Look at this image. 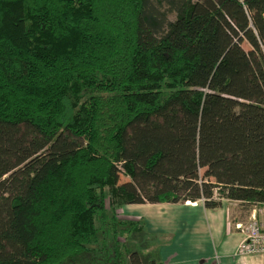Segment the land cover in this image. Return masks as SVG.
<instances>
[{
	"label": "trees",
	"instance_id": "16d2710c",
	"mask_svg": "<svg viewBox=\"0 0 264 264\" xmlns=\"http://www.w3.org/2000/svg\"><path fill=\"white\" fill-rule=\"evenodd\" d=\"M188 201L264 205V0H0V264H158L117 211Z\"/></svg>",
	"mask_w": 264,
	"mask_h": 264
},
{
	"label": "crops",
	"instance_id": "0c3cea01",
	"mask_svg": "<svg viewBox=\"0 0 264 264\" xmlns=\"http://www.w3.org/2000/svg\"><path fill=\"white\" fill-rule=\"evenodd\" d=\"M231 204L237 205L223 201L221 207L207 209L201 201H188L132 204L122 209L130 216L127 219L145 225L158 264H264L261 254L239 253L244 234L235 228L240 222H230Z\"/></svg>",
	"mask_w": 264,
	"mask_h": 264
},
{
	"label": "built area",
	"instance_id": "2783aa9c",
	"mask_svg": "<svg viewBox=\"0 0 264 264\" xmlns=\"http://www.w3.org/2000/svg\"><path fill=\"white\" fill-rule=\"evenodd\" d=\"M256 209L259 211L257 212ZM252 211L251 219L243 229L241 224L235 225L244 234L238 251L242 255L261 254L264 257V205L255 207ZM259 215L260 219H258Z\"/></svg>",
	"mask_w": 264,
	"mask_h": 264
},
{
	"label": "rangeland",
	"instance_id": "374dc122",
	"mask_svg": "<svg viewBox=\"0 0 264 264\" xmlns=\"http://www.w3.org/2000/svg\"><path fill=\"white\" fill-rule=\"evenodd\" d=\"M167 9V5H163L162 6V10H166ZM175 19V14L174 13H169L167 16V20L168 21H173ZM241 47L245 50V51H249L251 50V46L247 43V42H243L241 44ZM119 183H129L130 179L127 176L124 175H120L119 178ZM108 205V204H107ZM229 210V219L230 222L237 220L238 222H240L242 229L246 226L247 222L251 219V215L253 214V211L250 213V209L249 208H243V207H239L235 204H231L228 207ZM257 212L259 211V209H256ZM118 217L119 218H125L127 219L128 217H130L128 214L123 213V209L122 207L117 211ZM256 215H258L256 213ZM258 219H260V215L258 216ZM125 240L123 239H119V243L122 244ZM107 247L109 250H111L112 248V243H108ZM91 248H93L95 251H97V249H99V246L93 245L91 246ZM110 258L111 254L108 253L107 255ZM101 264V262H98V259H92V258H86L84 260H82L81 262H74V263H69V264Z\"/></svg>",
	"mask_w": 264,
	"mask_h": 264
}]
</instances>
